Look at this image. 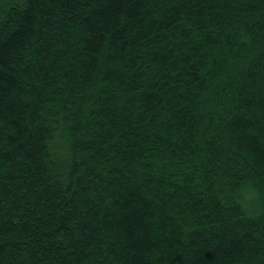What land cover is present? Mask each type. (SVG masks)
Listing matches in <instances>:
<instances>
[{"label":"trees","instance_id":"1","mask_svg":"<svg viewBox=\"0 0 264 264\" xmlns=\"http://www.w3.org/2000/svg\"><path fill=\"white\" fill-rule=\"evenodd\" d=\"M0 264H264V0H0Z\"/></svg>","mask_w":264,"mask_h":264}]
</instances>
